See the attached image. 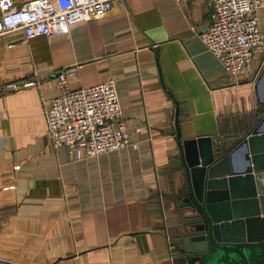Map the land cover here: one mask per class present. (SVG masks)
<instances>
[{
	"label": "crops",
	"instance_id": "obj_1",
	"mask_svg": "<svg viewBox=\"0 0 264 264\" xmlns=\"http://www.w3.org/2000/svg\"><path fill=\"white\" fill-rule=\"evenodd\" d=\"M210 12L206 0H113L67 33H0V259L188 264L176 242V104L182 137L208 135L223 147L264 118V47L249 72L229 73L200 37ZM257 13L264 30V6ZM67 65L76 67L72 87L115 79L135 147L76 159L52 145L45 109ZM26 79L34 82L4 86Z\"/></svg>",
	"mask_w": 264,
	"mask_h": 264
},
{
	"label": "built area",
	"instance_id": "obj_2",
	"mask_svg": "<svg viewBox=\"0 0 264 264\" xmlns=\"http://www.w3.org/2000/svg\"><path fill=\"white\" fill-rule=\"evenodd\" d=\"M112 1L23 0L14 6L12 0H0V33L15 28L21 29L24 38L67 33L73 23L105 13ZM206 1L211 12L210 21L200 32L202 41L229 73L249 72L255 53L264 47V30L257 13L264 0ZM75 70L74 65H67L58 71L60 91L45 109L52 145H66L76 159L127 145L135 147L121 112L115 79L72 87L68 77ZM33 82L12 80L4 86L14 88Z\"/></svg>",
	"mask_w": 264,
	"mask_h": 264
},
{
	"label": "water",
	"instance_id": "obj_3",
	"mask_svg": "<svg viewBox=\"0 0 264 264\" xmlns=\"http://www.w3.org/2000/svg\"><path fill=\"white\" fill-rule=\"evenodd\" d=\"M173 113L180 251L188 264H264V118L223 147L208 135L182 137L177 104ZM239 150L241 164L235 161Z\"/></svg>",
	"mask_w": 264,
	"mask_h": 264
}]
</instances>
